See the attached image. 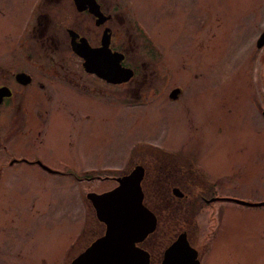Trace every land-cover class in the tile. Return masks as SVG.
Instances as JSON below:
<instances>
[{
    "label": "rangeland",
    "instance_id": "obj_1",
    "mask_svg": "<svg viewBox=\"0 0 264 264\" xmlns=\"http://www.w3.org/2000/svg\"><path fill=\"white\" fill-rule=\"evenodd\" d=\"M130 2L127 12L121 14L134 40L128 60L137 64L141 60L140 68L149 70V56L142 44L152 38L174 77L185 81L189 78L184 76L185 70L203 71L204 87L191 93L193 96L183 94V101L203 110L205 124L210 125L205 129L218 127L220 132L202 128L198 140L186 139L183 111L175 102L163 110L153 105L123 108L115 104L94 107L89 122H83L86 134H80L77 142L67 138L68 122L57 114L37 144L35 139L21 136L22 126L6 141L8 124L1 114L0 145L5 147L0 146V264H69L100 229L85 193L99 192L111 184L96 179L79 182L73 176L82 174L58 176L23 163L3 166L10 157L39 156L48 164H89L98 170L127 171L140 164L145 168L142 202L146 197L145 202L155 209L156 202L147 198L159 190L143 185L159 165H153L156 152L149 150L167 148L174 153H160L158 160L169 159L189 167L197 177L204 174L217 181L219 194L247 202L264 200V125L257 122L251 109L259 100L257 74L264 71V61L258 60L259 50L254 47L255 37L264 27V0ZM12 48L8 31H0V74L9 76L7 57L15 51ZM155 62L160 70L165 69L160 60ZM176 82L180 81L168 84ZM197 82L189 78L188 83ZM35 95L38 99L37 93L29 91L25 98L32 100ZM84 96L45 91V100L51 101L59 97L85 101ZM102 99L110 104L115 101L111 95ZM91 100L95 104L97 98ZM215 116L217 123L221 119V127L214 123ZM76 123L80 125L79 120ZM181 207V216L163 214L168 221L160 227L162 232L154 234V247L166 245L172 233L182 227L195 239V246L199 239L204 243L198 250L203 252L201 264H264V205L218 201L203 209L198 204ZM209 230L213 232L206 241Z\"/></svg>",
    "mask_w": 264,
    "mask_h": 264
},
{
    "label": "flooded vegetation",
    "instance_id": "obj_2",
    "mask_svg": "<svg viewBox=\"0 0 264 264\" xmlns=\"http://www.w3.org/2000/svg\"><path fill=\"white\" fill-rule=\"evenodd\" d=\"M129 5H131L130 0H0V31H8L12 50H15L7 57L9 76L0 74V86H5L9 91L8 96H3L0 99V116L4 114L8 124L6 141L17 133L18 126H22L24 128L22 137L35 139L34 143L37 144L41 143L47 123L58 114L63 119L62 121L68 122L70 131L67 133V138L72 142H77V137L80 134H86L83 133L85 131L83 122H89L93 116L94 107L104 109L106 106L117 104L123 108H137L153 105L157 109L163 110L165 105L173 102L178 107L180 106L179 108L183 111L182 123L186 139H199L201 129L210 125L205 124L203 110H199L197 106H187L182 95L190 94L193 96L191 93L195 90L199 93L204 87L206 74L200 70H185V77L198 80L197 84L192 86L188 83L189 78L184 81L183 78L180 80L174 77L168 61L164 59L162 51L152 38L146 39L142 44L146 48V55L149 56V70L145 71L140 68L143 66L141 60L139 64L136 60H128V52L133 49L134 40L131 39L130 27H127V22L121 14L127 12ZM132 20L135 22L136 18L132 17ZM262 30L264 27L257 33L254 40V47L259 50L258 60L261 62L264 61V40L259 41V45L256 43ZM138 36L141 38L140 35ZM102 37L106 38V47L109 52L120 54L119 65L130 70L127 79L112 83L98 76L95 72H89L83 68L82 58L77 51L79 44L85 43L87 47L97 49L100 47ZM31 43L34 44V47L30 46ZM107 55L109 56V54ZM157 60L162 62L161 65L164 66V70L159 69L155 62ZM102 65L104 66V62ZM137 65H139L138 68ZM17 73H21L22 78L18 77ZM175 79L180 82L169 85ZM21 80H26V83H22ZM257 86L259 100L254 103L256 106L251 105V109L253 114L258 116L256 117L257 122L264 125V71L257 74ZM47 89H52L54 92L56 90L73 95H85L87 100H68L60 97L54 101L45 100ZM174 89H177V92L171 95ZM27 91L37 93L38 99L36 95L33 96L32 100L25 98ZM109 95L115 100L111 104L102 99ZM93 97L97 98L95 104L91 100ZM179 97L182 98L180 101ZM100 118L104 119L103 116ZM77 120H79L80 125L76 123ZM214 123L221 127V119L217 123L216 116ZM205 130L220 132L218 127H209ZM71 131L75 133L72 134ZM0 146L3 149L5 147L3 144ZM149 151L156 152L152 155L155 159L153 165L154 162H158L159 165L154 166L152 175L149 179H145L143 185H149L152 187L151 189L159 191L151 192L155 195H150L147 198V200L156 202L155 209L151 208L147 201L145 202L146 197L143 204L153 213L155 227L151 233L135 245L146 253L147 264H161L166 246L179 233H183L187 244L195 251L197 263L201 264L203 252L199 253L198 250L204 243L200 242L199 239L198 247L195 246V239L188 236L185 228L180 227L175 233L173 232L166 245L154 247V234L162 232L163 229L160 227L164 226V221H168L163 214L183 215L182 209L184 210V207H181L182 204L187 206L198 204L200 209H203L208 206L212 207L218 201L231 200H219V198L228 196L219 194V188L216 186L217 181H212L204 174L197 177V173L190 170L189 167L179 166L177 162L169 159L158 160L160 153L167 152V148H151ZM6 162V165L3 166L23 163L34 165L58 176L79 173L82 175L73 176L79 182L91 179L111 182L108 188L96 193L112 189L117 185L116 179L129 171L107 167L98 170L89 164L74 165L64 161L48 164L39 156L10 157L7 158ZM102 170L108 172L102 175H93ZM110 170L114 171L111 173ZM88 173H92V175L90 176ZM144 176L145 168L143 167V174L139 181L141 190ZM162 189L165 190L164 195ZM173 189H176V193H180V195L173 194ZM170 194L172 195L170 196ZM157 200H161V202L157 203ZM157 209L160 214L157 213ZM212 232L213 230L208 231L206 241ZM101 234L102 227L74 256ZM63 263L61 262V264Z\"/></svg>",
    "mask_w": 264,
    "mask_h": 264
},
{
    "label": "water",
    "instance_id": "obj_3",
    "mask_svg": "<svg viewBox=\"0 0 264 264\" xmlns=\"http://www.w3.org/2000/svg\"><path fill=\"white\" fill-rule=\"evenodd\" d=\"M263 40L264 30L260 33L256 45ZM77 51L86 71L95 72L109 82L117 83L130 75L129 69L119 65L120 54L107 50L104 37L101 38L100 47L97 49H91L85 43H80ZM17 76L22 78L23 75L17 73ZM21 82L26 83V80ZM176 92L177 89H174L171 95ZM8 95V89L0 86V99ZM142 174V166L134 164L125 175L116 179L117 185L112 189L101 193L87 192L85 194L95 219L103 226L102 234L75 255L69 264H147L146 253L135 245L155 227L153 213L143 205L141 200L139 181ZM176 191L173 189V194L180 195ZM220 199L247 206L264 205V200L247 202L228 197ZM161 264H198L195 251L187 244L183 233H179L166 246Z\"/></svg>",
    "mask_w": 264,
    "mask_h": 264
},
{
    "label": "trees",
    "instance_id": "obj_4",
    "mask_svg": "<svg viewBox=\"0 0 264 264\" xmlns=\"http://www.w3.org/2000/svg\"><path fill=\"white\" fill-rule=\"evenodd\" d=\"M95 223H96V226L98 225V226L100 227V225H101V224H99V223H98V222H96V221H95Z\"/></svg>",
    "mask_w": 264,
    "mask_h": 264
}]
</instances>
